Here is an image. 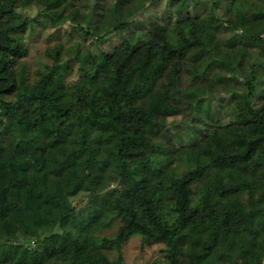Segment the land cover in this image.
<instances>
[{
	"label": "trees",
	"instance_id": "trees-1",
	"mask_svg": "<svg viewBox=\"0 0 264 264\" xmlns=\"http://www.w3.org/2000/svg\"><path fill=\"white\" fill-rule=\"evenodd\" d=\"M76 1L0 0V263L120 264L101 250L120 254L125 240L139 236L142 247L163 246L165 264H239L232 257L250 253H256L250 264H263L264 61L253 59L241 81L208 75L234 72L221 30L234 32L229 46L264 50V0H234L220 17L214 0L206 7L116 0L103 22L80 30L83 39L101 42L130 29L118 47L75 56L74 72L62 61L63 46H47L31 60L30 74L31 46L24 41L38 37L39 20L21 9L34 5L44 17L42 29L59 28L64 18L80 17L68 13ZM163 3L160 16L150 13ZM251 8L258 13L250 15ZM73 72L77 80H68ZM208 85H227L231 93L212 104L215 110L197 103ZM179 115L186 125L168 124ZM94 131L122 188L76 222L68 200L83 179L94 180ZM46 181L63 191L48 189ZM46 203L50 208L41 214ZM56 217L61 232L37 236L35 229L57 225ZM115 226L114 236H106ZM19 228L37 236L42 250L20 246ZM187 241L192 247L184 251Z\"/></svg>",
	"mask_w": 264,
	"mask_h": 264
},
{
	"label": "rangeland",
	"instance_id": "rangeland-1",
	"mask_svg": "<svg viewBox=\"0 0 264 264\" xmlns=\"http://www.w3.org/2000/svg\"><path fill=\"white\" fill-rule=\"evenodd\" d=\"M189 3L191 2H198L202 6L206 7V4L210 5L211 0H188ZM213 1V0H212ZM220 8L216 10V13L222 16L223 11L227 4H231L234 0H214ZM164 2V1H163ZM22 3V2H21ZM20 3V4H21ZM116 0H78L73 3L68 9V13L73 11H77L78 16L77 19H71L70 17L64 18L59 28H50L46 26L45 29H42L45 25L44 17L39 14L41 9L37 8L34 5H30V7H26L25 9H21L22 14H26L27 16L34 17L35 15L38 16V26L37 31L39 32L38 37L32 42L30 40H25L24 44L27 46L30 45L29 49V57L28 65L30 67V71L32 74L34 71V65L31 62L34 57L37 55L43 56V51L48 46H54L55 44H59L63 46V54H62V61L64 63H69V65L73 68L74 72L78 67V62L74 59L75 56H83L86 52H95L96 49H100L104 52H111L116 47L120 45L122 39L131 34V30H125L122 33H112L105 37L101 42L95 41V39L88 38L83 39L81 37L82 32L80 28H86V24L91 21V23L99 24V22H103L106 16L108 15L107 9L115 6ZM162 6H154L150 9V13L153 12L160 16L161 10L163 9ZM190 7V4H189ZM188 7V9H189ZM258 13L256 8H251L250 15H255ZM145 17V13H140L137 17V20H141ZM254 28H256V23H254ZM239 32H241L239 30ZM238 32V33H239ZM256 32V31H255ZM234 32L230 31H220V35L218 39H220L221 44L224 48L228 49V53L232 51V55L229 56L232 64V69L234 72H231V69H215L213 72L209 73L210 81L219 73H223L224 75L234 76L235 79L241 81L242 75L245 74V70H248L250 62L253 59L264 61V50H262L259 46L255 47H248L244 49V47H240L238 44L234 46H229L232 42L234 43ZM239 37V35H238ZM264 39V34L261 36ZM49 39V40H48ZM234 39V41H232ZM232 43V44H233ZM27 46V47H28ZM244 52V53H242ZM242 56V57H241ZM227 70V71H225ZM230 71V72H229ZM73 72V73H74ZM71 73V76L68 80L75 81L77 80V76L74 73ZM73 74V75H72ZM32 76V75H30ZM67 80V81H68ZM229 92L227 85H208L206 89H204L199 95L197 99V103H199L202 107L209 106L210 109L215 110L212 104L224 99L228 100L231 93ZM221 98V99H220ZM197 103H191L193 108L196 109ZM189 109V106H188ZM195 111H192V116H196L194 114ZM168 124H172L173 126L186 125V119L179 115V117H172L168 119ZM74 129V128H72ZM74 135V134H71ZM91 140L94 149L95 159H96V167L94 168V180L89 184L88 179H83L82 186L78 190V192L69 198L68 206L69 209L73 211L75 216L76 222H80L82 218H85L88 215L94 214L96 210L102 208V203L106 199H111L117 195V193L121 190L122 186L117 175L115 166L110 162L108 155L106 154L104 148V144L102 141L96 144L98 140H101L99 137V133L94 131L91 134ZM68 148L70 150L73 149L71 141L68 140L67 142ZM81 155L75 164V170L77 173H81L85 167V160H86V150H82L79 152ZM101 165V168H100ZM46 186L48 189H58V192L63 191L61 186L56 184L55 186H51L50 182L46 181ZM65 189V188H64ZM67 189V188H66ZM240 198V197H239ZM241 200L245 204L246 203V196L241 195ZM50 208L49 203L43 204L40 206V213L44 214L47 213L48 209ZM45 211V212H44ZM54 217V216H53ZM57 219L59 217H56ZM59 219L57 220V225H42L39 229H35L37 236L43 238L44 236H48L54 233H60V228L58 226ZM66 230H70L71 232L74 229L71 228L70 225H64ZM117 231V227H113L111 229H106L104 231L105 235L108 237L114 236ZM17 242L20 246L27 249L38 248L42 250V247L37 244V236L35 235H25L22 229H18L17 233ZM3 237V235H0ZM205 237V236H204ZM205 239L201 237V241ZM223 241V240H220ZM222 243V242H221ZM141 238L139 236H133L127 240H125L120 247V254L116 250V248H104L101 251L106 255V257L111 260L112 262L117 261L120 258V264H165V252L163 246L161 244H151L145 247L141 245ZM192 244L187 241L184 243V251L190 249ZM240 247V246H238ZM233 248V247H232ZM0 255L2 252L0 250ZM256 253H250L248 256L240 257L235 255L232 257V261H238L239 264H250L254 261ZM224 258L227 259L225 256ZM227 260H223L225 263ZM231 261V262H232ZM0 264H9L2 262ZM45 264H59L55 260H50ZM228 264H230L228 262ZM264 264V262H263Z\"/></svg>",
	"mask_w": 264,
	"mask_h": 264
}]
</instances>
